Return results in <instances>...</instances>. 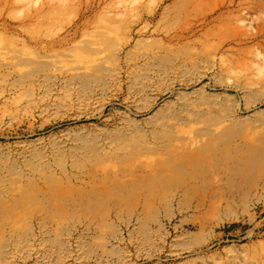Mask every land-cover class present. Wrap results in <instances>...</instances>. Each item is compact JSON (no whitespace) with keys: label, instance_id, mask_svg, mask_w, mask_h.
I'll return each instance as SVG.
<instances>
[{"label":"rangeland","instance_id":"rangeland-1","mask_svg":"<svg viewBox=\"0 0 264 264\" xmlns=\"http://www.w3.org/2000/svg\"><path fill=\"white\" fill-rule=\"evenodd\" d=\"M0 264H264V0H0Z\"/></svg>","mask_w":264,"mask_h":264},{"label":"bare ground","instance_id":"bare-ground-1","mask_svg":"<svg viewBox=\"0 0 264 264\" xmlns=\"http://www.w3.org/2000/svg\"><path fill=\"white\" fill-rule=\"evenodd\" d=\"M181 156H182V155H181ZM179 159H180V158H179ZM183 160H184V159H182V161H183ZM185 160H186V159H185ZM185 160H184V161H185ZM187 160H188V159H187ZM182 161H181V159H180V162H182ZM178 162H179V161H178Z\"/></svg>","mask_w":264,"mask_h":264}]
</instances>
